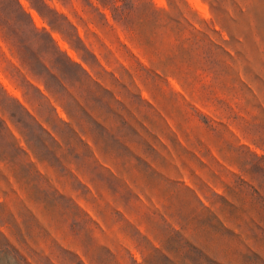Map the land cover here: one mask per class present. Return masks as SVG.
Segmentation results:
<instances>
[{
  "label": "clouds",
  "instance_id": "9594fccd",
  "mask_svg": "<svg viewBox=\"0 0 264 264\" xmlns=\"http://www.w3.org/2000/svg\"><path fill=\"white\" fill-rule=\"evenodd\" d=\"M16 2L31 23L14 7H6L10 0H0V48L5 37H11L25 50L51 56V63L58 65L57 56L44 48L41 36L47 33L61 52L67 55L66 50L71 49L79 53L68 56L79 70L75 76L61 68L49 71L41 60V70L29 66L39 82L34 88L17 81L15 69H9L16 91L0 97V121L11 132V138L0 135V235L13 247H0V264H76L64 250L74 253L82 264H100L105 258L94 254L93 246L119 253V264H144L142 241H150L169 255L167 241L177 234L179 264H207L204 257L215 264H241V257L252 253L264 259V221L252 206V201L264 198V124L259 122L264 109V0H109L107 6L102 0H44L62 18L64 31L53 30L51 18L42 16L32 0ZM113 6L122 16L147 10L151 17V50L137 44L146 70L133 71V80L127 79L109 49L95 37L89 39L95 30L113 40L117 33H128V26L113 17ZM77 25L84 38L77 32L70 43L66 33H72ZM77 39L80 49L75 47ZM97 55L130 89L135 83L141 113L147 112L143 101L157 107L169 102L170 120L175 125L171 130L179 134L183 129L188 137L187 143L181 142L185 147L202 136V120L193 121L187 113L173 110L170 102L183 101L210 122L226 123L236 145L246 149L241 153L213 145L231 183L218 179L219 173L208 168L196 171L197 166L187 164L183 153L157 131L167 146V151H157L169 166L164 175L172 183L154 185L148 179L150 168L116 146L125 131L118 121L104 125L110 132L105 135L83 119L73 97L91 103L83 80L89 72L98 71ZM149 71L166 81L163 97L155 95ZM40 88L49 95L42 94ZM10 100L31 105L32 114L67 157L63 166L39 160L31 151L29 140L45 138L44 133L27 116L22 117L23 123L19 116L14 120ZM62 124H71L80 134L94 165L87 163L83 149L54 131ZM13 140L27 153L26 159L14 155ZM138 155L151 169L160 170L152 156ZM29 164L36 166L39 176L30 173V179L24 180L19 172ZM66 171L78 182L70 180ZM113 177L127 192L118 183H109ZM229 187L237 188L244 197L235 198ZM68 201L81 209L86 219L71 215ZM225 201L240 214L233 215ZM29 214L35 225L29 222ZM216 222L226 231L219 232ZM205 229H210L207 237ZM193 248L203 256L197 259Z\"/></svg>",
  "mask_w": 264,
  "mask_h": 264
},
{
  "label": "rangeland",
  "instance_id": "374dc122",
  "mask_svg": "<svg viewBox=\"0 0 264 264\" xmlns=\"http://www.w3.org/2000/svg\"><path fill=\"white\" fill-rule=\"evenodd\" d=\"M85 3H88V0H85ZM102 3L107 6L109 0H102ZM32 6L42 16L51 18V26L53 30L64 31L60 23L62 18L57 16L56 12L51 11L45 4L44 0H32ZM6 7H14L20 12L22 19L31 23L30 18L20 10L16 0H10V3L6 5ZM113 17L128 26L129 31L127 34L123 32L117 33V39L113 40L105 37V35L98 30H95L93 31V36L89 37V39L95 37V41H98L109 49L112 56L119 61L120 65L123 67L127 74V79L133 80V71L140 72L146 70L145 57L142 54L141 48L138 47L137 44L151 50L152 42L149 36L151 17L147 10L139 15L129 14L127 16H122L120 11L114 6ZM77 32H79L81 39L84 38L82 28L77 25L72 33H66V38L70 43L73 42ZM41 39L44 41V48L48 49L51 55L57 56L56 63L58 65L51 63V56L40 57L38 53L36 54L30 50H25L22 45L16 43L11 37H5L6 43L0 48V69H5L4 71H0V97L13 94L16 91L15 84L9 78L11 75L9 69H15L17 81H23L25 84L31 85L34 88L38 87L39 82L29 70V66H34L36 70L39 71L42 68L41 60L44 61V64L49 66V71L54 68H61L63 72L69 75H76L78 68L68 59V56L72 54L79 55V53H73L71 49L66 50L68 53L67 55L65 52H61L47 33H43ZM75 47L77 49L81 48L79 39L75 40ZM93 51H96V49L93 48ZM94 60L98 71L91 73L93 77H95L96 82L88 77H84L83 87L87 89V95L91 98V103L85 101L84 105H86L87 108L94 109L100 113L103 112V118L106 123L112 121L119 122L121 128L125 130L122 137L126 136L128 138L129 146L128 150L124 149L123 143L116 142V146L131 158L137 160L138 164H144L150 168L148 179L151 183L157 186L163 183H172L168 180L167 176L164 175V173L168 171L169 166L157 151V149L167 151V146L161 140L160 136L156 135L157 131H159L164 136V139L168 140L175 149L183 153L187 164H194L197 166L196 171H199L201 168H208L214 173H219V176L217 177L218 179H223L229 184L231 183V178L224 171L225 165L219 159L218 153L215 151L213 145L225 147L229 151L235 149L241 153L246 152V149L236 145L235 141L232 139V135H230L231 129L226 123L222 121L218 123L210 122L207 117H202L200 111L196 110L191 104H186L183 101H180L179 103L176 101L170 102L173 110L187 113L193 121L202 120V136L197 137L194 144H189L188 147H185L181 142L184 141L187 143L188 137L183 129H179V134L171 130L175 125H173L170 120L171 112L167 107L169 103L168 101H165V106L163 107H157L155 104L143 101V103L147 105V112L141 113L138 105L142 101L140 97L135 94V83H133V88L130 89L127 83L121 81L119 73L113 72L111 65L105 63L98 55ZM147 75L153 82L155 95L157 97H163L167 91L164 78L157 72L149 71ZM100 83L101 85L99 86ZM39 90L43 91L42 88ZM16 94L18 95V93ZM46 95L49 94L46 93ZM73 99L75 101V96ZM50 102L53 104L55 103L51 100ZM9 103L14 104L15 110L13 119L15 120L18 116L21 117L22 114L19 112L15 102L10 100ZM75 108L82 114L83 119L90 122V119L86 116L87 110L85 111L83 108L79 109L76 106ZM56 110L59 112L58 107ZM260 111L261 117L259 122L264 124V109H261ZM21 122L23 123L22 117ZM47 123L51 125L53 121L49 120ZM54 131H60L63 140L75 143V135L73 134L71 124H62L60 127L55 128ZM9 132L10 131L4 121H0V135L10 138ZM44 137L45 138L34 137L30 139L29 145L31 151L39 160H47L52 165L63 166L62 162L66 161L67 157L61 153L60 144H57L50 135H44ZM33 140L35 142H33ZM11 147L15 150L14 155L19 154L21 159L27 158V153L24 154L20 152L17 149L14 140ZM56 152L61 153L60 156H56ZM139 152L152 156L160 170L151 169V166L147 165L146 161L138 155ZM88 161L92 160L89 159ZM256 170L259 171L260 169L257 168ZM30 173L39 176L34 164H29L28 169L21 168L19 176L24 180H29ZM65 175L70 180L77 181V177L73 173L66 171ZM109 176H111V173H109ZM114 182L118 183L119 187L127 192V188L122 182H116L114 177L112 180H109L110 184ZM97 187L100 188L103 187V185L97 184ZM228 191L235 198L242 199L244 197V193L235 187H229ZM34 195L39 196V193H34ZM67 203L69 205L68 212L71 215H79L82 219H86V215L81 209L72 204L71 201H68ZM224 203L225 207L233 215L240 214V210L234 208V206L230 205L227 201ZM252 206L255 208L259 218L264 221V198L252 201ZM29 222L33 225L36 223L35 219L31 217L30 214ZM214 227L219 232L226 231L219 222H216ZM209 234L210 229H205L204 235L207 237ZM142 244L144 246V264H173L174 261L175 264H179V258L176 253L178 234L177 237L171 238L167 241L169 255H165L161 249L154 247L150 241L144 240L142 241ZM0 247L12 248L13 245L0 235ZM92 250L94 254H98L105 258L100 261V264H119L117 259L119 253L113 254L107 248H95L94 246ZM192 250L195 252L197 259L203 256V253H201L200 250L195 248ZM64 251L76 261V264H82L74 253L68 252L67 250ZM204 260L207 261V264H215L210 257H204ZM241 264H264V259L260 258L255 253H252L243 255L241 257Z\"/></svg>",
  "mask_w": 264,
  "mask_h": 264
},
{
  "label": "crops",
  "instance_id": "0c3cea01",
  "mask_svg": "<svg viewBox=\"0 0 264 264\" xmlns=\"http://www.w3.org/2000/svg\"><path fill=\"white\" fill-rule=\"evenodd\" d=\"M76 66H77V68L79 70V66L78 65H76ZM85 77H88L92 81H95L96 82L95 77H93V75H92L91 72H89ZM100 85H101V83L99 84V86ZM40 92L42 94L46 95V93L44 92V90L43 91L41 90ZM15 104L18 107L19 112L22 114L21 117H23V116L29 117L31 119L32 123L33 124H36L40 128V130L44 133L45 136L50 135L52 137V134L50 132H48L47 128H45L43 124H39V122L36 119V116H34L32 114L31 105H29V104H23L22 105L18 101H15ZM75 106L77 108H79V109H82L83 108V109H85V111L87 110L86 111L87 112L86 113V116L88 117V119H90V122H92V123H94L96 125L97 129L100 132L104 133L105 135H109L110 134L109 129H106L105 126H104L106 124V122L104 121V118H103V115H104L103 112H102L103 113L102 114L99 111H95L94 109L92 110L90 108H87L86 105H84V102L83 103L81 102V98L80 97H76V96H75ZM72 131H73V134L75 135V144L77 145V147L83 149V151L87 153V157H88L87 163L89 165H94L95 164V161L92 158V154L89 151L87 144L84 143V141L82 140L80 134L74 128H72ZM56 132L61 136L60 131H56ZM9 136L11 138V132H9ZM52 138L54 139V141H56L54 137H52ZM61 138H62V136H61ZM44 142H47V141H44ZM116 142L123 143L124 144L123 145L124 149L128 150L129 144H128V138L126 136L125 137L124 136L123 137L120 136L119 139L116 140ZM57 144H58V142H57ZM15 145H16L17 149L20 152L26 154L22 149H19L18 144L16 142H15ZM29 147H30V145H29ZM30 149H31V147H30ZM57 154H58V152H56V156H60V155H57ZM89 159H91L92 161H88Z\"/></svg>",
  "mask_w": 264,
  "mask_h": 264
}]
</instances>
